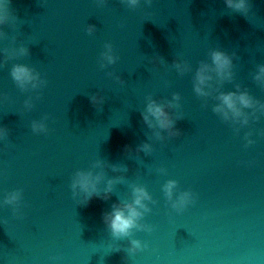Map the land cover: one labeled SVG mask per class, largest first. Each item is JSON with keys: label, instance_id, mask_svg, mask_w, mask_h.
Here are the masks:
<instances>
[{"label": "water", "instance_id": "95a60500", "mask_svg": "<svg viewBox=\"0 0 264 264\" xmlns=\"http://www.w3.org/2000/svg\"><path fill=\"white\" fill-rule=\"evenodd\" d=\"M251 5L238 13L226 0H7L0 264H264V82L255 79L264 0ZM219 44L230 46L232 77L210 72L199 95L196 73ZM17 65L42 83L21 87ZM240 92L255 102L242 108L247 123L214 110L222 93ZM149 100L166 106L171 129L145 123ZM81 171L103 172L90 197L73 188ZM134 187L151 197L148 211L116 237L105 216L131 202ZM13 192L19 201L5 203ZM182 192L191 200L178 210Z\"/></svg>", "mask_w": 264, "mask_h": 264}, {"label": "clouds", "instance_id": "9594fccd", "mask_svg": "<svg viewBox=\"0 0 264 264\" xmlns=\"http://www.w3.org/2000/svg\"><path fill=\"white\" fill-rule=\"evenodd\" d=\"M138 0H128L130 5H135ZM229 7L235 8L237 10H243L245 8V0H226ZM9 19V13L7 8V0H0V25L6 23ZM23 51V50H22ZM104 59L109 63L114 62V57L111 54V48L108 46V51L103 54ZM212 64L214 68H210L208 65H203L196 73V84L195 91L199 95H208L205 92V86L207 82L213 77L209 74L214 71L216 76L221 80L231 79V59L221 51H214L211 53ZM180 68L179 65H177ZM13 78L21 86L25 87L31 85L32 87H38L42 83L39 79V75L34 73L33 70L29 69L24 65H17L14 67L12 72ZM257 81L264 82V66H261L255 77ZM178 99V97H174ZM220 104L214 109L218 113H222L224 119L239 120L240 117L244 116V123H247V118L242 112V108H251L254 106L255 102L250 97L247 92L237 93H222L218 97ZM171 107V104L168 105ZM166 106L161 103H157L154 100H149L146 108V112L143 116L145 123L149 124L150 127L154 126L153 121H155V126L161 129H171L173 127V121L171 120L169 113L165 110ZM34 129L43 130L42 124L34 125ZM0 135H3L2 130H0ZM145 150L150 148L149 145L143 146ZM94 167L102 168L101 162L97 161ZM103 172L93 173L92 171H81L76 174L73 180V188L79 187V189L85 192L89 197L98 192L97 186L103 180ZM114 181H108V186L105 192L111 191V186ZM176 188L175 181H169L165 185V193L172 198L174 190ZM190 192L180 193L175 201L173 202V207L176 209H182L191 200ZM20 199L19 192H13L5 198V203L15 204ZM151 197L147 191L141 187H134L132 190V200L131 202L125 203L123 205H114L110 213L105 216V223L111 229L112 233L116 237L128 236L131 230L136 227H141L138 221L142 218L143 213L148 211L147 206L144 201L150 200ZM133 250L141 247V244L137 240L131 241Z\"/></svg>", "mask_w": 264, "mask_h": 264}]
</instances>
